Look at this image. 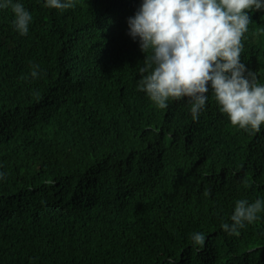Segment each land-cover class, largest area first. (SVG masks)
<instances>
[{"label":"trees","instance_id":"1","mask_svg":"<svg viewBox=\"0 0 264 264\" xmlns=\"http://www.w3.org/2000/svg\"><path fill=\"white\" fill-rule=\"evenodd\" d=\"M20 2L27 36L0 9V264H264V211L221 227L264 198V125L233 126L211 91L193 120L186 98L139 90L141 0ZM248 29L241 60L264 84V10Z\"/></svg>","mask_w":264,"mask_h":264},{"label":"clouds","instance_id":"2","mask_svg":"<svg viewBox=\"0 0 264 264\" xmlns=\"http://www.w3.org/2000/svg\"><path fill=\"white\" fill-rule=\"evenodd\" d=\"M75 0H45L50 9L74 7ZM11 8L12 24L27 36L32 13L20 0H0V9ZM264 10V0H141L127 19V34L145 54L139 68V90L160 109L171 100L187 99L193 120H198L211 91L233 126L259 131L264 125V84L242 62V38L249 30L251 13ZM147 54V55H146ZM32 79L40 76L33 64ZM0 172V180L4 178ZM264 198L239 199L222 229L230 236L259 219ZM194 245H204L205 234L192 232Z\"/></svg>","mask_w":264,"mask_h":264}]
</instances>
